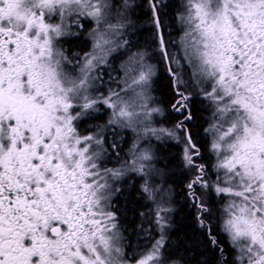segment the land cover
<instances>
[{
    "label": "snow or ice",
    "instance_id": "obj_1",
    "mask_svg": "<svg viewBox=\"0 0 264 264\" xmlns=\"http://www.w3.org/2000/svg\"><path fill=\"white\" fill-rule=\"evenodd\" d=\"M132 6L0 0V264H264V0H142L151 52L131 39ZM85 32L90 50L70 56ZM101 106L107 121L82 130ZM173 169L195 209L180 256ZM145 197L158 238L129 258Z\"/></svg>",
    "mask_w": 264,
    "mask_h": 264
},
{
    "label": "trees",
    "instance_id": "obj_2",
    "mask_svg": "<svg viewBox=\"0 0 264 264\" xmlns=\"http://www.w3.org/2000/svg\"><path fill=\"white\" fill-rule=\"evenodd\" d=\"M135 4L134 6L129 10L130 16L135 22V27H134V35H132L131 39L133 42L138 43L141 46H144L149 52L152 51V48L154 45L151 44L152 41V28L151 26L147 23V17L145 16L144 9L136 7V5L141 4L142 0H134ZM176 3H179V0H175ZM167 32H171L172 35L169 38H175L178 35V32L176 30H173L171 28L165 29ZM74 42V41H73ZM152 63H156V60L153 59ZM168 83L167 81V75L163 70V67L160 66L158 68V77L156 78V83H155V95L159 97L160 92L165 88V85ZM167 95V93H165ZM167 102V101H165ZM207 113H203V120L201 123H204L205 121V116H207ZM202 143L207 142L206 138L200 133ZM159 148L166 149L165 154H171V153H178L180 150V146L178 147L172 145L170 142L168 144H160L158 146ZM167 180V184L165 185L170 186L172 189V194L173 202H175V211L172 214L174 220L176 221L178 227L176 229H173V235L171 236V241L170 247L168 251L173 252V255L180 256L183 255L182 252L176 253L175 252V245L172 244V241H175L176 239V234L179 232H184L189 235V237H192L193 233V214L195 212V209L189 207V203L186 201L185 196H186V191L184 188V184L186 181L184 180L183 176L181 175V172L179 169H173L172 172L168 174V176L165 178ZM135 179H129L128 180V185L125 187L126 189L130 190V186L132 184H135L136 187L138 188L137 182L133 181ZM135 195V194H134ZM124 200L127 199V197L123 198ZM143 199H140V204L136 206V211L137 215L134 218V223H129V221L133 220L132 213L129 212L127 214V220L125 221V228L127 229L124 231L127 236L130 239H135L137 236L146 234V224L148 222L149 215H146L145 217L141 218L139 216V212H141L144 209V213L150 214L149 213V208L151 207L150 202H148L147 198L145 197V200L143 202L144 208H142L140 205H142ZM147 220V222H146Z\"/></svg>",
    "mask_w": 264,
    "mask_h": 264
},
{
    "label": "flooded vegetation",
    "instance_id": "obj_3",
    "mask_svg": "<svg viewBox=\"0 0 264 264\" xmlns=\"http://www.w3.org/2000/svg\"><path fill=\"white\" fill-rule=\"evenodd\" d=\"M69 39H70V42L65 43L63 46L65 49L69 50L68 54L70 56L75 55V54L83 56L84 52L90 50V44L86 43V40H87L86 32L83 35H81L79 38L71 37ZM113 63L116 65L117 68L119 67L118 61H114ZM113 75H115V73H113ZM104 80L106 82L108 81L107 75L104 76ZM100 90L106 93L107 84L101 86ZM94 115L100 116L101 119L100 120H87V122L82 125V130L92 127L94 124H100V123L106 122L109 117V112L107 109L101 106L100 111L97 113H94ZM109 139H111V137H109ZM117 139H119V137ZM127 141H128V144L124 147L125 152L127 151V146H130L132 142V134L130 132L127 133ZM171 144L178 147V145H175L173 142H171ZM121 155H123V153H121ZM108 166H116V165L113 162V163H110ZM125 179L128 181L131 178L125 177ZM135 181L137 182L138 188H139V182H140L139 177H136ZM127 185H128V182L127 184L124 185V187H126ZM144 200L145 198H143V202ZM143 202H142V205H143L142 208H144ZM142 211L144 212V209ZM124 236H125V245H126L125 251L128 253L129 258H132L133 256H138L142 251H144L145 235L143 234V232H142V235L137 236L135 239H130L125 232H124Z\"/></svg>",
    "mask_w": 264,
    "mask_h": 264
},
{
    "label": "rangeland",
    "instance_id": "obj_4",
    "mask_svg": "<svg viewBox=\"0 0 264 264\" xmlns=\"http://www.w3.org/2000/svg\"><path fill=\"white\" fill-rule=\"evenodd\" d=\"M131 3L132 4H134V0H131ZM133 7V6H132ZM153 60H151L150 62H152ZM119 62V61H118ZM161 117H157L156 119L157 120H159ZM206 140H207V138H206ZM171 142V141H170ZM148 143V141H145V142H143V144H147ZM151 143H152V145L154 146V147H158L159 145H160V142H158V141H155L154 139L151 141ZM111 167V166H110ZM134 182H135V180H133ZM171 199H172V201L175 199V198H173V194H172V192H171ZM148 202H150V201H148ZM150 204H151V207L149 208V213H151V211H152V208H153V205H152V203L150 202ZM173 207L175 208V202H173ZM174 213V212H173ZM151 219V216L149 215V218H148V221ZM146 222H147V220H146ZM147 226H146V228L147 229H145L146 230V234H148L147 235V237H156V238H158V233H157V231L155 230V226L154 225H150L148 222H147V224H146ZM145 234V235H146ZM146 240H147V238H146ZM152 242H154V239H152L151 240V242L149 243V245H148V247H150L151 246V243ZM146 247V246H145ZM148 247H146V248H148ZM146 248H144V250L146 249Z\"/></svg>",
    "mask_w": 264,
    "mask_h": 264
}]
</instances>
